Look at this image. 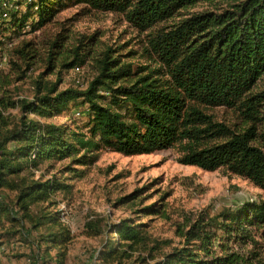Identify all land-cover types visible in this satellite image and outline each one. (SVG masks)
I'll list each match as a JSON object with an SVG mask.
<instances>
[{
	"label": "trees",
	"instance_id": "16d2710c",
	"mask_svg": "<svg viewBox=\"0 0 264 264\" xmlns=\"http://www.w3.org/2000/svg\"><path fill=\"white\" fill-rule=\"evenodd\" d=\"M10 1L16 8L0 24V48L12 42L10 31L28 24L38 29L77 3L120 13L140 30L173 19L199 2L212 6L149 33L147 50L158 63L156 69L137 74L130 64L112 57L108 48L96 60V74L85 87L60 89L61 76L45 81L40 76L34 81L32 99L0 97V232H4L0 238L11 241L19 235L33 245L26 264H65L66 247L73 238L60 211L50 209L53 203L43 205L53 194L71 189L65 178L35 177L33 171L46 162L68 159L67 168L74 172L79 170L74 164H93L102 149L133 156L177 147L179 163L207 171L224 168L264 192V90L252 91L264 77V0ZM64 38L58 35L52 41L50 64L53 49ZM77 49L71 60L61 63L62 68L84 61ZM17 52L28 59L23 49ZM16 106L21 115L9 124L4 111ZM74 106L84 112L81 126L45 121ZM214 107L237 111L243 129L206 113V108ZM9 192L13 197L4 199ZM136 192L120 201L133 198ZM142 210L160 213L154 203ZM103 222L90 215L83 224L84 234L107 233L110 238L102 242L98 259H112L116 264L134 252L139 253L140 262L151 259L152 264H257L256 259L264 264V256L261 260L245 256L228 246L230 242L256 244L249 226H261L264 234V200L246 201L212 215L204 210L186 218L176 225L179 245L159 257L162 242L147 235L143 223ZM218 231L222 232L219 237Z\"/></svg>",
	"mask_w": 264,
	"mask_h": 264
},
{
	"label": "rangeland",
	"instance_id": "374dc122",
	"mask_svg": "<svg viewBox=\"0 0 264 264\" xmlns=\"http://www.w3.org/2000/svg\"><path fill=\"white\" fill-rule=\"evenodd\" d=\"M211 7L207 3L199 2L183 9L173 19L157 23L146 30H140L120 13L98 11L79 3L63 8L51 21L38 29L33 30L28 24L22 30L9 32L11 46L8 47L5 43L0 48L1 54L7 56V60L0 65V97L12 101L32 99L34 81L40 76H43L44 81L61 76L60 89L68 86L85 87L96 74V60L108 48L111 49L112 57H116L121 64H130L132 71H137V74L156 69L158 63L147 50L149 33L175 23L177 19ZM58 35L65 38L60 42V46L53 49L50 64V46ZM76 48L80 59L83 58L84 61H78L77 65L69 69L62 68L61 63L71 60ZM21 49L28 53V59L24 60L17 52ZM76 67L79 69L76 70ZM260 90H264V77L260 78L252 89L253 92ZM77 110H81V107H71L69 111L45 121L68 125L70 128L81 126L85 115L82 111L76 115ZM205 110L206 113L212 114L215 120L224 122L236 130L245 126L238 112L232 109L214 107ZM4 114L10 124L18 120L21 112L19 106H16L7 108ZM28 116L35 118L32 114ZM178 156L177 147L133 156L102 149L93 164H74L72 167L79 169L74 172L67 168L68 159L46 162L33 171L35 177L43 176L46 179L56 175L65 178L71 185L70 192L55 193L43 203H53L51 210H58L61 205L66 207L73 238L66 247L65 264L117 263L112 259H98L99 248L108 234L93 237L84 234L83 224L90 215L104 219V225L117 223L121 219L143 223V231L162 242L157 252L159 257L161 253L179 245L181 238L176 233V225L186 218H193L204 210L212 215L222 208L234 209L246 201L264 200V192L248 179L232 174L224 168L207 171L184 165L178 162ZM135 191L137 192L133 198L120 201L122 197ZM12 195L10 192L5 193L4 199L10 200ZM153 203L160 209V213L142 210ZM249 229L256 244L230 242L228 246L245 256L256 255L261 260L264 256L262 227L254 225L249 226ZM2 233L4 232H0V235ZM217 234L219 237L222 232L218 231ZM14 236L11 241H6L7 237L0 238L5 239V242L0 244L6 245V250L0 255V264H26L27 256L34 250L33 245L20 238L22 236ZM218 237L214 241L216 251ZM166 241L169 242L165 244ZM138 254L134 252L131 258L123 259L122 264L153 263L154 260L151 259L140 262ZM140 255L146 257L145 252ZM255 262L260 264L257 259Z\"/></svg>",
	"mask_w": 264,
	"mask_h": 264
},
{
	"label": "built area",
	"instance_id": "2783aa9c",
	"mask_svg": "<svg viewBox=\"0 0 264 264\" xmlns=\"http://www.w3.org/2000/svg\"><path fill=\"white\" fill-rule=\"evenodd\" d=\"M14 8H16V6L13 4L12 1L10 0H0V24L3 22V21H6L9 19V13L11 10H13ZM6 46L10 47L11 46V43L10 42H7L5 44ZM7 60V56L6 54L2 53L0 54V65L2 63H4L5 61ZM79 68L76 67V70H78ZM82 110H77L75 112L76 115L80 114ZM60 211V218H61V221L63 223H65L66 225H68L70 227V224H69V219L66 215V207L65 205H61V207H59L58 209ZM107 212H109V209H107ZM12 213L14 215H16V210H12ZM6 250V246L5 245H0V255L1 253H3L4 251Z\"/></svg>",
	"mask_w": 264,
	"mask_h": 264
},
{
	"label": "crops",
	"instance_id": "0c3cea01",
	"mask_svg": "<svg viewBox=\"0 0 264 264\" xmlns=\"http://www.w3.org/2000/svg\"><path fill=\"white\" fill-rule=\"evenodd\" d=\"M0 245H5V244H0ZM6 246V245H5Z\"/></svg>",
	"mask_w": 264,
	"mask_h": 264
}]
</instances>
